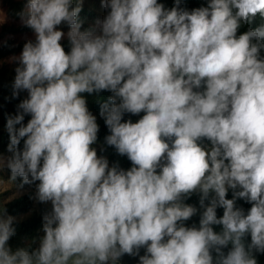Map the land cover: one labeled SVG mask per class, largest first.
<instances>
[{
    "label": "clouds",
    "instance_id": "1",
    "mask_svg": "<svg viewBox=\"0 0 264 264\" xmlns=\"http://www.w3.org/2000/svg\"><path fill=\"white\" fill-rule=\"evenodd\" d=\"M180 3L102 0L106 16L81 31L82 0H27L19 15L35 41L15 58L12 89L28 96L7 119L11 155H0V172L21 186L38 181L35 199L52 207L32 251L8 245L15 218L0 208V264H116L125 254L138 264H258L264 23L238 31L264 20V0H207L191 11ZM101 91L111 93L100 105L105 143L127 156L128 170L92 147L99 125L81 94ZM193 193L202 212L187 227ZM237 199L251 204L247 213Z\"/></svg>",
    "mask_w": 264,
    "mask_h": 264
},
{
    "label": "trees",
    "instance_id": "2",
    "mask_svg": "<svg viewBox=\"0 0 264 264\" xmlns=\"http://www.w3.org/2000/svg\"><path fill=\"white\" fill-rule=\"evenodd\" d=\"M2 3L6 6V13L10 18L19 19V13L24 9L27 0H1ZM159 3H162L165 8H172L174 6L175 0H158ZM76 0H73V5L75 6ZM207 0H181L180 7L185 8L191 11L194 8L201 6H206ZM108 12V9H105L102 6V0H82V9L78 14V20L81 22V31L88 30L95 27L96 22L104 18ZM104 13V14H103ZM103 14V15H102ZM261 23H264L259 16L251 24H242L241 28L238 31L242 33L246 31L249 27L255 28ZM59 30L67 31L69 27L66 24H61L57 26ZM32 30L22 25H13V24H3L0 27V39L4 38L7 34H17L23 33L25 31ZM35 41V37L28 40H22L15 43L12 39L6 38L0 43V59L9 55L15 54L22 51L24 44L27 41ZM64 47L65 51H70V43L68 38H63L60 42ZM264 56V51L261 53ZM15 70H8L7 68L0 67V154H6L8 156L11 153L8 152V144L10 142L9 133L6 128L7 119L9 116H15L18 112V104L21 100L27 98L28 93L21 91L19 96L13 97L12 84L15 78ZM82 96L86 98L87 107L89 111L96 117V122L99 125V131L97 134V142L92 145L96 149L97 155L100 157H105L108 160L109 167L118 166L120 169L128 170L132 167V162L127 158V156H121L117 153L114 146H108L105 143V137L109 135V130L105 125L104 119L100 116V105L102 102L106 101L108 96L111 95L108 91H101L100 93H82ZM144 113L139 115H132L130 113H125L123 120H132V122H137ZM30 115H25L24 124H27L30 119ZM19 127V125H17ZM201 145L211 144L207 139L199 141ZM20 147H23V140H21ZM159 171V169H158ZM15 182L21 186L22 178L17 177ZM38 181L32 184H23L22 187L29 188V190L19 196L13 197L10 200H5V192H0V208L6 209V215L12 217L17 216L21 213H25L32 208V196L34 191H36V184ZM233 195V190L229 189L227 193V198L231 199ZM184 203L194 205L197 207L198 212L192 218L187 221H184V225L191 227L193 225L199 226V218L202 209L199 206V193H193L189 198L184 200ZM208 203V201H206ZM236 206L243 208L245 213L250 209L251 204L246 202L243 199H237ZM51 211L50 206L40 205L39 210L33 211L27 218L17 220L14 219L13 226L15 228V234L8 241V245L15 250L19 247L27 248L29 251H32L39 244V238L43 235L42 225H43V216ZM223 209L217 208V216H222ZM214 230L220 231V226H214ZM247 242H250V236L246 238ZM231 245H229V248ZM225 252L228 249H224ZM145 249L141 248L139 255H144ZM256 258L258 264H264V254L256 253ZM139 256H130L125 254L122 256L116 264H138Z\"/></svg>",
    "mask_w": 264,
    "mask_h": 264
},
{
    "label": "rangeland",
    "instance_id": "3",
    "mask_svg": "<svg viewBox=\"0 0 264 264\" xmlns=\"http://www.w3.org/2000/svg\"><path fill=\"white\" fill-rule=\"evenodd\" d=\"M0 19H3L2 22H0V27L3 24H5V25H7V24L22 25L23 24L21 22V18L13 19L7 15L6 6L2 3L1 0H0ZM102 19L103 18H101L99 20H102ZM95 27H97V22H96ZM63 32L65 33V36L63 38H66L67 37L66 34H67L68 30L63 31ZM34 37H35V34H34L33 30H29V31H25L23 33L7 34L4 38L0 39V43L2 41H4V39H6V38H10L15 43H17L19 41L32 39ZM21 52L22 51L17 52L15 54H9V55L3 57L2 59H0V67L3 66L5 68H7L8 70H15V68L18 66V60H16L15 58L18 57ZM25 93H27L26 90H25ZM202 146H204L206 148H210L211 144H203ZM0 155H3L4 157H8V155H6V154H0ZM10 175H11L10 171L7 168H5L2 172H0V192H5V194H6L5 200H10L13 197L19 196V195H21V194H23L29 190L28 187L24 188V187L20 186L19 184H17L15 181L10 180ZM35 192L36 191H34V194L32 196V208L25 213H21L17 216H14L15 219L21 220V219L27 218L33 211L39 210V207L41 204L45 205V206L52 207L51 202H47V203L38 202L35 199Z\"/></svg>",
    "mask_w": 264,
    "mask_h": 264
}]
</instances>
